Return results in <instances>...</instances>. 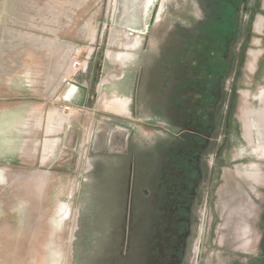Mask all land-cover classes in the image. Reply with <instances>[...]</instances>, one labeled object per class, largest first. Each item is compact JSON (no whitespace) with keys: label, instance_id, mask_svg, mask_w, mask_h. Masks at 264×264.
<instances>
[{"label":"rangeland","instance_id":"obj_1","mask_svg":"<svg viewBox=\"0 0 264 264\" xmlns=\"http://www.w3.org/2000/svg\"><path fill=\"white\" fill-rule=\"evenodd\" d=\"M0 264H264V0H0Z\"/></svg>","mask_w":264,"mask_h":264},{"label":"crops","instance_id":"obj_2","mask_svg":"<svg viewBox=\"0 0 264 264\" xmlns=\"http://www.w3.org/2000/svg\"><path fill=\"white\" fill-rule=\"evenodd\" d=\"M129 60L130 61H132V58H130V56H128V59L127 60H125V61H128L129 62ZM125 61H124V63H125ZM133 87V86H132ZM136 87V86H135ZM135 89V88H134ZM135 92V91H134ZM135 94V93H134ZM124 104H125V106L124 107H127L128 105H130V101H126V102H124ZM84 105H85V100H84V102H81L80 103V107L82 106V107H84ZM114 114V113H113ZM79 119H80V116H75L74 117V121H73V124L74 125H76V122H78L79 121ZM49 128V129H48ZM47 129V131L49 132V133H51V131L53 130L52 128H50V127H48ZM109 130H111V129H109ZM112 131V130H111ZM121 131L123 132V134H121V137H122V143H120L121 144V146H119L120 148H118L117 150H113V152H115L116 154H123V152H122V150H124V149H126V150H128V147H129V135H131V131L129 130V129H121ZM53 132V131H52ZM125 132V133H124ZM111 134V133H110ZM136 137L137 138H139L140 137V135L138 136V135H136ZM110 136H108V138H107V140L105 141V145H106V147H108L110 144H111V140H110ZM96 146L98 147V146H101L98 142H97V144H96Z\"/></svg>","mask_w":264,"mask_h":264},{"label":"flooded vegetation","instance_id":"obj_3","mask_svg":"<svg viewBox=\"0 0 264 264\" xmlns=\"http://www.w3.org/2000/svg\"><path fill=\"white\" fill-rule=\"evenodd\" d=\"M153 16H154V12H153ZM152 16V17H153ZM152 19V18H151ZM122 65H124V63L122 64ZM85 94H86V92H85ZM85 98H83V100H84ZM82 100V101H83ZM84 102V101H83ZM131 136L129 135V138H130ZM133 184H132V182L130 181H128V183H127V189H126V198H128V199H130V198H132V195H134V193H135V190L133 189V187H131ZM138 192H139V190H138ZM129 206H130V203H129ZM129 219V217L127 216V220Z\"/></svg>","mask_w":264,"mask_h":264},{"label":"bare ground","instance_id":"obj_4","mask_svg":"<svg viewBox=\"0 0 264 264\" xmlns=\"http://www.w3.org/2000/svg\"><path fill=\"white\" fill-rule=\"evenodd\" d=\"M152 16H153V12H152V15H151V17L150 18H152ZM128 59V54H126V53H122L121 55H119L118 57H117V60H119V61H125V60H127ZM116 105V104H115ZM110 106V109H112V105H109ZM117 106V105H116ZM106 107H108L107 105H106ZM116 107L113 105V109H115Z\"/></svg>","mask_w":264,"mask_h":264},{"label":"water","instance_id":"obj_5","mask_svg":"<svg viewBox=\"0 0 264 264\" xmlns=\"http://www.w3.org/2000/svg\"><path fill=\"white\" fill-rule=\"evenodd\" d=\"M84 89H85V88H84ZM83 101H84V100H83ZM83 101H82V102H83Z\"/></svg>","mask_w":264,"mask_h":264}]
</instances>
